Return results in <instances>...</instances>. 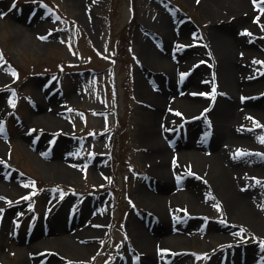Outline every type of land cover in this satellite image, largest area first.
<instances>
[{"label": "rangeland", "instance_id": "obj_1", "mask_svg": "<svg viewBox=\"0 0 264 264\" xmlns=\"http://www.w3.org/2000/svg\"><path fill=\"white\" fill-rule=\"evenodd\" d=\"M81 1L0 0V171L7 183L0 200V226L7 219L12 227L7 234L0 228V264H26V246L51 247L53 244H37L53 236L50 222L38 220L46 207L51 211L68 197L71 203L63 209L66 230L70 224L75 229L85 224L93 229L94 247L83 253L58 248L66 255L49 259V264H144L133 223L145 209V202L135 189L148 175L141 137L153 115L147 94L159 90V79L142 69L139 53L146 41L163 50L162 34L153 30L158 22L164 21L165 28L174 32L186 28L187 36L176 37L178 43L172 42L166 50L170 56L191 52L186 54L190 58L183 68L184 78L199 63L207 67L198 75L207 98L218 88V60L210 32L244 37L249 55L238 56L236 63H249L247 71L240 74V81L246 80L249 88L237 96L238 103L264 106V82L257 85L264 80V0H247L249 12L216 7L214 17L205 6L207 0ZM21 14L25 18H20ZM236 15L243 20L233 24ZM178 68L180 65L173 75L177 77L173 85L177 93L171 92L170 99L182 89L192 92L189 89L196 88L183 85ZM140 76L146 78L145 87L138 84ZM204 110L199 105L195 109L201 112L198 118L179 116L168 126L186 141L188 131H179V126L200 119ZM251 112L237 128L262 143L264 122ZM206 123L208 133L202 140L210 144L213 124ZM165 142L177 150L172 142ZM243 148L239 156L251 154ZM65 153L70 158L68 167L60 164L61 160L67 163ZM255 154L264 158L260 149ZM193 171L183 175L193 177ZM14 178L17 184L8 185ZM243 183L256 190L253 193L260 197L256 203L264 211V177L253 169ZM206 194L215 196L210 190ZM223 207L219 200L204 213L179 208V217L170 215L169 227L163 233L181 235L191 243L177 245L180 249L171 245L167 261L174 254H179L177 264H217L219 258L223 261L229 255L235 264H247L254 255H261L264 261V231L243 215L230 217ZM143 218L148 230L163 219L156 213ZM222 225L227 228L224 232L232 233L231 238H216L222 232L216 226ZM47 256L37 257V263L46 261Z\"/></svg>", "mask_w": 264, "mask_h": 264}, {"label": "bare ground", "instance_id": "obj_2", "mask_svg": "<svg viewBox=\"0 0 264 264\" xmlns=\"http://www.w3.org/2000/svg\"><path fill=\"white\" fill-rule=\"evenodd\" d=\"M77 1L82 3L81 0ZM248 3L247 0H207L205 6L208 7L209 14L214 17L218 14L216 7H222L226 11L245 8L249 12L251 9ZM246 15L248 18V13ZM21 16L25 18L24 15H19L20 18ZM241 20H243L242 17L236 15L232 19V23L237 24ZM163 23L158 22V28L153 29L158 34H162L161 36L164 39L163 50L156 49L153 44L151 45L146 41L141 45L139 53L144 63L142 69L148 72L147 75L159 79V90L155 92L149 90L147 94V99L153 109V115L151 124L143 131L141 137V141L146 146L145 158H147L148 163V175L145 181L140 182L135 189L136 195L143 198L142 200L145 202L143 207L145 209L140 211L139 217L133 223V228L137 231L136 239L144 251V264H177L179 254H174L169 261L166 259L167 256L173 249L179 248L177 245L191 243L189 238H182L181 235L163 233L169 227L168 217L170 215L180 216L179 208L185 209L187 213H204L210 208L212 202L220 200L224 206V213H227L230 217L232 215H243L251 224H256V228H261L264 231V211L257 204L260 197L253 193L256 192L255 189H248L243 183L244 176L253 169L258 170L260 176L264 177V158L255 154L257 149L264 152V145H261L263 142L260 143L255 138L240 133L237 128L238 123L243 118L248 117L247 112L249 110L252 111L251 113L255 116V119L259 115L261 117L258 119L264 122V113L261 112V110H264L263 105L257 104V102L253 104L238 103L240 102V98L238 99L239 94L249 88L246 80L240 81L242 80L240 74H243L242 71H247L249 63H244L242 66L236 63L238 56L241 55L243 58H247L249 55L243 46L246 40L240 35H232V37L229 32L226 33L227 35H220L218 31L210 32V37H214L215 40L213 47L216 50L218 60L215 63L218 88L211 94L213 95L212 98H207L203 92L205 87L201 85L203 79H200L201 82H199L198 78L199 71L203 73L208 70L207 67L196 62L199 64L194 66L193 70L184 78L182 77L184 75L183 70H185L183 68L190 58L186 55L189 51L185 50L182 54L180 51L177 54L175 52L174 55L170 56L166 50L172 42L178 43L175 40L176 37L185 38L187 36L186 28H179V30H176L177 32H174L171 29H166ZM18 25L21 28L22 25ZM160 29L162 32L159 31ZM181 38L177 40H182ZM240 51L243 53L241 54ZM177 65H180L181 68H178L180 70H177V73L179 78L182 77L183 85L190 84L189 86L196 88L189 89L192 92L182 89L175 98L170 99V93L175 92L173 91V85L177 77L173 75ZM137 81L142 87L147 85L146 78L143 76L137 77ZM263 82L264 80L257 85ZM164 84L168 85V89L165 88ZM193 94L195 95L192 96ZM243 94L246 96L245 93ZM199 105L205 108L202 115H200V119L186 122L178 128L179 131L183 128L188 131L187 140L184 141L176 137L177 130H171L168 122L179 116L186 118L196 115L198 118L197 115L201 112L197 113L195 109ZM48 116L50 117V115ZM155 117L158 118V121L154 119ZM207 121L213 124L210 144H205L202 140L203 134L208 133ZM165 139L172 142L177 150L169 148ZM259 140L262 141V139ZM243 147L250 150L251 154L239 156V151L245 150ZM63 157V160L67 163L63 164L61 160L60 164L63 167H68L70 158L66 153L63 154ZM193 170H198V174ZM184 171H193L194 176L183 175ZM1 177L0 171V184H3L0 186V200L4 192V184H7ZM147 180H149V184L146 183ZM12 184H17L15 178L8 183V185ZM253 186L257 187V185ZM208 188L215 196L210 197L206 194V192H209ZM205 195L206 200L203 199ZM71 200L72 198L68 197L64 203L51 211L46 207V211L41 214L38 220L39 223L43 220L49 221L53 226V228H49V233H53V236L42 238L37 244H53L54 246L47 247V250L43 249L45 247L41 249L37 245L26 246L27 255L24 257L26 264H39L37 263V257L44 254H47L48 258L41 264H49V259L62 257L63 254L66 255L65 253L62 254L58 248L64 250L74 249L75 253H83L85 250L93 249L95 243L94 239L91 238L93 229H87L84 227L85 224L75 229L70 224V229L66 230L63 209L66 204L71 203ZM82 211L81 213H83ZM153 213L158 214L164 220L159 219L157 225L148 230L143 217L149 218ZM77 215L73 220H76ZM233 219L235 218L229 220ZM190 222L188 221V223ZM0 228L2 233L7 234L12 227L6 219ZM216 228L223 232H218L217 239L218 236L221 238H231L233 236L232 233L224 232L227 228L223 225L216 226ZM171 245H176V248L172 249ZM258 256L254 255L253 260L247 264H264L261 259L263 257ZM219 259L217 264H235L232 261L234 260L232 255H229L223 261L222 257ZM244 261H246V258Z\"/></svg>", "mask_w": 264, "mask_h": 264}, {"label": "snow or ice", "instance_id": "obj_3", "mask_svg": "<svg viewBox=\"0 0 264 264\" xmlns=\"http://www.w3.org/2000/svg\"><path fill=\"white\" fill-rule=\"evenodd\" d=\"M0 58H2V57H0ZM261 142H264V140H262Z\"/></svg>", "mask_w": 264, "mask_h": 264}]
</instances>
